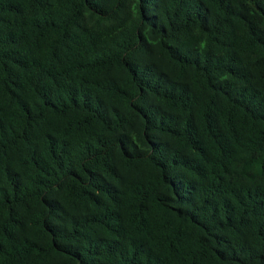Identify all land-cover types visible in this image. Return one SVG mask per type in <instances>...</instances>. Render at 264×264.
Returning a JSON list of instances; mask_svg holds the SVG:
<instances>
[{
	"label": "trees",
	"instance_id": "trees-1",
	"mask_svg": "<svg viewBox=\"0 0 264 264\" xmlns=\"http://www.w3.org/2000/svg\"><path fill=\"white\" fill-rule=\"evenodd\" d=\"M0 264H264V0H0Z\"/></svg>",
	"mask_w": 264,
	"mask_h": 264
}]
</instances>
